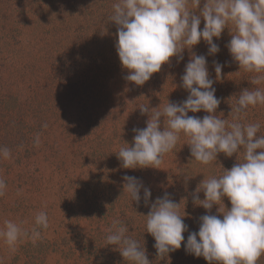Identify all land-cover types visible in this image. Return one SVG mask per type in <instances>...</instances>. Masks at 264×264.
<instances>
[{"label":"rangeland","instance_id":"374dc122","mask_svg":"<svg viewBox=\"0 0 264 264\" xmlns=\"http://www.w3.org/2000/svg\"><path fill=\"white\" fill-rule=\"evenodd\" d=\"M117 2L0 0V148L10 152L8 158L0 154V179L6 183L0 195V231L10 220L29 233L14 248L0 237V264H132L115 246H106L116 218L128 227L127 235L144 243L151 264H209L185 251L188 232L180 249L157 256L144 215L157 197L168 193L180 202L181 215L185 207L189 231H198L206 210L194 204L192 193L203 178L219 177L223 168L242 161L243 149L202 164L191 156L188 137L180 134L159 169L122 166L119 149L126 143L132 146L134 128L146 127L148 115L138 107L148 103L162 110L167 99L187 98L180 78L191 52L183 50L179 63L172 57L141 86L127 81L115 49L117 25L109 20ZM203 4L201 0L199 7ZM231 34L229 24L213 38L220 49L214 55L203 40L191 50L206 56L214 80L213 61L224 65L213 85L221 98L215 114L229 122L236 95L245 88L264 87L253 85L257 74L239 69L232 59L226 47ZM188 115L202 118L207 113ZM241 122L260 123L264 135V104L249 107ZM166 126L162 117L161 129ZM125 175L138 177L151 190L148 204L131 201L123 190ZM198 195L204 199L203 191ZM223 203L231 207L227 198ZM224 206L213 205L208 214L222 218L218 210L223 212ZM40 212L47 214L48 226L38 227L40 237L33 241L30 234ZM256 264H264V254Z\"/></svg>","mask_w":264,"mask_h":264},{"label":"clouds","instance_id":"9594fccd","mask_svg":"<svg viewBox=\"0 0 264 264\" xmlns=\"http://www.w3.org/2000/svg\"><path fill=\"white\" fill-rule=\"evenodd\" d=\"M200 4L201 0H118L113 5L109 20L117 25L115 49L122 68L127 70V81L141 86L172 57L179 63L184 58L183 50L191 52L180 78L187 98L180 102L167 99L162 110L149 108L148 103L139 106L141 114L148 115L146 127L134 128L132 146L126 143L117 155L126 169H159L164 154L175 148L180 134L188 137L191 156L202 164L217 161L220 153L231 157L243 149L242 161L230 169L220 165L223 174L203 178L192 193L194 204L206 210L199 217L198 231H189L183 219L187 215L185 207L181 215L180 202H174L168 193L157 197L144 216L157 256L180 249L185 241L183 233L188 232L185 251L209 264H256L264 254V135L260 134V123H243L241 117L249 107L264 104V87L242 89L231 107L232 121L222 119L215 114L221 98L216 97L213 85L221 79L224 65L213 61L214 80L209 76L206 56L191 50L203 40L209 55L218 53L219 45L213 38H219L231 24L233 34L226 47L232 59L239 69L257 74L251 80L253 85L264 83V0H204L202 8ZM200 111L207 115H188ZM162 117L167 126L161 129ZM0 154L8 158L9 149L0 148ZM122 180L131 201L139 204L143 199L148 204L151 190L138 177L125 175ZM5 189L6 183L0 179V195ZM201 191L204 199L199 198ZM224 198L230 201L228 209ZM182 199L186 204L187 197ZM218 204L224 206L223 212L218 210L222 218L208 214ZM35 225L30 234L33 241L40 237L38 227L48 226L45 212L35 217ZM128 232L119 218L113 219L106 246H115L132 264H151L144 243L141 245ZM0 237L14 248L29 233L18 223L6 220Z\"/></svg>","mask_w":264,"mask_h":264}]
</instances>
